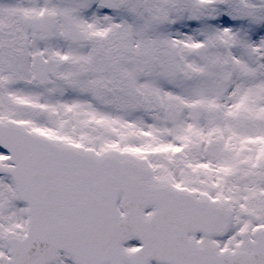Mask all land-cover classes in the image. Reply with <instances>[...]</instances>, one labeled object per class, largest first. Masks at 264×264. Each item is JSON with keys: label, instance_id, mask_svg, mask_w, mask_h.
Listing matches in <instances>:
<instances>
[{"label": "rangeland", "instance_id": "374dc122", "mask_svg": "<svg viewBox=\"0 0 264 264\" xmlns=\"http://www.w3.org/2000/svg\"><path fill=\"white\" fill-rule=\"evenodd\" d=\"M92 3L89 15L78 11L92 44L68 47L75 74L63 67L66 83L48 88L21 74L2 82L0 115L96 152L145 156L157 180L225 193L241 247L239 238L264 224V0ZM42 43L32 40L29 61ZM24 222L0 178V239L21 235ZM0 264H8L1 241ZM52 264L72 263L61 254Z\"/></svg>", "mask_w": 264, "mask_h": 264}, {"label": "water", "instance_id": "95a60500", "mask_svg": "<svg viewBox=\"0 0 264 264\" xmlns=\"http://www.w3.org/2000/svg\"><path fill=\"white\" fill-rule=\"evenodd\" d=\"M64 21L68 39L85 41ZM0 147L9 162L0 164V175L26 206L25 234L3 238L8 264H51L60 253L74 264H264V226L233 252L198 244L197 234L226 232L231 208L155 180L143 157L117 150L97 155L11 121L0 122ZM132 239L139 247L124 252Z\"/></svg>", "mask_w": 264, "mask_h": 264}, {"label": "flooded vegetation", "instance_id": "af4514ba", "mask_svg": "<svg viewBox=\"0 0 264 264\" xmlns=\"http://www.w3.org/2000/svg\"><path fill=\"white\" fill-rule=\"evenodd\" d=\"M92 1L94 0H0V67H3L0 71V85L20 74L26 82L39 79V84L46 88L66 83L61 72L63 67H69L75 74L74 68L77 64L68 47L76 49L80 45L70 43L64 38L66 24L63 17H68L75 28L89 38L88 45H91L94 40L92 30L89 23L82 25L78 11L89 15L94 4ZM45 15L49 16V20H43ZM33 17L37 18L44 33L32 28ZM34 39L43 42L41 55H34L29 61ZM56 44L63 45L62 51L51 52ZM65 49L68 50L67 53L63 52ZM11 64L13 68H10ZM72 79L75 81L76 77L72 75Z\"/></svg>", "mask_w": 264, "mask_h": 264}, {"label": "trees", "instance_id": "16d2710c", "mask_svg": "<svg viewBox=\"0 0 264 264\" xmlns=\"http://www.w3.org/2000/svg\"><path fill=\"white\" fill-rule=\"evenodd\" d=\"M247 143H248V141L245 142V140H244V144L247 145V147H252V148H254V147L251 146V145L249 146ZM252 152H253L254 155H260V154H259V151L256 150V149H255V150H252ZM217 196H218L219 198H221V199H225V198H227L226 195H225V193H223V192H222V194L220 193V194H218Z\"/></svg>", "mask_w": 264, "mask_h": 264}]
</instances>
